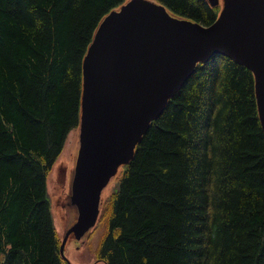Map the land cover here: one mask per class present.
Masks as SVG:
<instances>
[{
	"label": "trees",
	"instance_id": "1",
	"mask_svg": "<svg viewBox=\"0 0 264 264\" xmlns=\"http://www.w3.org/2000/svg\"><path fill=\"white\" fill-rule=\"evenodd\" d=\"M125 1L0 0V264H70L47 172L78 126L93 31ZM152 1L205 26L221 9ZM254 99L246 67L218 54L196 64L117 169L102 208L101 200L97 261L264 264V132Z\"/></svg>",
	"mask_w": 264,
	"mask_h": 264
},
{
	"label": "water",
	"instance_id": "2",
	"mask_svg": "<svg viewBox=\"0 0 264 264\" xmlns=\"http://www.w3.org/2000/svg\"><path fill=\"white\" fill-rule=\"evenodd\" d=\"M217 14L205 26L152 0H126L101 18L82 57L79 145L67 196L76 219L59 246L63 260L68 237L80 240L98 222L102 190L196 64L218 54L249 69L264 132V0H221Z\"/></svg>",
	"mask_w": 264,
	"mask_h": 264
},
{
	"label": "rangeland",
	"instance_id": "3",
	"mask_svg": "<svg viewBox=\"0 0 264 264\" xmlns=\"http://www.w3.org/2000/svg\"><path fill=\"white\" fill-rule=\"evenodd\" d=\"M221 4V0H218ZM67 137L60 155L55 159L50 171L47 173L46 185L49 193L52 220L57 235L62 240L63 234L76 219V212L68 203V195L70 190V182L72 170L74 168L75 159L79 145V127L72 129L67 133ZM120 172L117 177L108 181L106 187L100 194L102 204L107 203L110 194L116 186V179H119ZM104 232V223L98 221L94 228L85 233L80 240H75L70 235L65 243L64 255L70 264H103L96 260V248L99 240ZM61 244V242H60Z\"/></svg>",
	"mask_w": 264,
	"mask_h": 264
}]
</instances>
